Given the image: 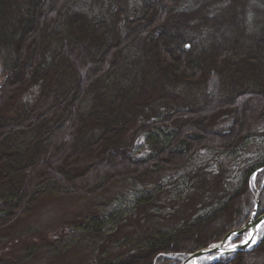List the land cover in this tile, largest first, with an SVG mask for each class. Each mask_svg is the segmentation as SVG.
I'll list each match as a JSON object with an SVG mask.
<instances>
[{"label": "trees", "instance_id": "16d2710c", "mask_svg": "<svg viewBox=\"0 0 264 264\" xmlns=\"http://www.w3.org/2000/svg\"><path fill=\"white\" fill-rule=\"evenodd\" d=\"M0 64L4 238L44 197L156 183L201 151L247 146L264 124V0H0ZM33 87L39 96L22 119H5L1 111ZM215 191L204 214L165 228L149 215L154 227L126 252L91 264H181L241 229L256 204L264 213V149L232 192ZM151 197L137 203L146 209ZM209 264H264V234L252 250Z\"/></svg>", "mask_w": 264, "mask_h": 264}, {"label": "rangeland", "instance_id": "374dc122", "mask_svg": "<svg viewBox=\"0 0 264 264\" xmlns=\"http://www.w3.org/2000/svg\"><path fill=\"white\" fill-rule=\"evenodd\" d=\"M1 55L6 56L4 49ZM39 93V87L27 90L1 114L10 121L22 119L24 109L36 102ZM219 126L226 129L228 122ZM253 131L252 141L236 154L201 151L188 167L168 173L156 183L118 184L91 198L44 197L9 235L0 238V264H91L98 257L126 252L129 240L154 227L156 221L149 215L162 216L165 228L185 217L193 219L188 211L199 209V215L204 214L202 201L215 195L216 188L232 192L241 169L264 149V124ZM217 179L219 183H215ZM140 193L153 195L145 204H156L146 209L139 206ZM184 203L189 206L185 211ZM110 235H115L117 247L109 243Z\"/></svg>", "mask_w": 264, "mask_h": 264}, {"label": "water", "instance_id": "95a60500", "mask_svg": "<svg viewBox=\"0 0 264 264\" xmlns=\"http://www.w3.org/2000/svg\"><path fill=\"white\" fill-rule=\"evenodd\" d=\"M257 213V206L254 211V215ZM264 226V214L260 215L254 220V216L249 222L239 230L229 232L219 245H212L208 248L199 250L185 259L182 264H208L213 261H218L227 256H231L237 253H244L251 249L254 244V239L259 235ZM245 238L233 245H229L235 238Z\"/></svg>", "mask_w": 264, "mask_h": 264}, {"label": "bare ground", "instance_id": "6f19581e", "mask_svg": "<svg viewBox=\"0 0 264 264\" xmlns=\"http://www.w3.org/2000/svg\"><path fill=\"white\" fill-rule=\"evenodd\" d=\"M258 236L254 239V243L257 241ZM192 264V263H191Z\"/></svg>", "mask_w": 264, "mask_h": 264}]
</instances>
